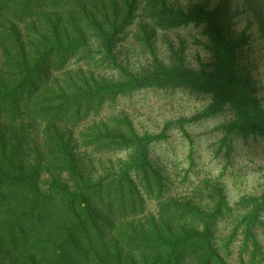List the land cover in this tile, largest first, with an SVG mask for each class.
I'll use <instances>...</instances> for the list:
<instances>
[{
  "label": "trees",
  "instance_id": "obj_1",
  "mask_svg": "<svg viewBox=\"0 0 264 264\" xmlns=\"http://www.w3.org/2000/svg\"><path fill=\"white\" fill-rule=\"evenodd\" d=\"M254 49L264 0H0V264H264V164L257 191H225L243 147L264 157ZM179 93L206 104L135 127ZM216 118L214 173L188 127Z\"/></svg>",
  "mask_w": 264,
  "mask_h": 264
},
{
  "label": "rangeland",
  "instance_id": "obj_2",
  "mask_svg": "<svg viewBox=\"0 0 264 264\" xmlns=\"http://www.w3.org/2000/svg\"><path fill=\"white\" fill-rule=\"evenodd\" d=\"M238 27L240 28V26ZM188 31L189 29H180L178 32L170 33L169 37L176 45H178L181 41L183 42L187 61H189L191 65L197 66L198 60L204 56V52L198 44H196L195 39ZM158 45L160 48L164 46V44L160 41H158ZM130 57H132V60L134 61H138L139 59V56L135 54ZM246 60L254 74V78L256 79L258 85V95L260 97L261 104L264 106L263 54L257 49H254L252 52L248 53ZM205 104V100H194L192 98H188L185 94L180 93L175 95V97L170 100L149 94L147 100L140 102L137 105L136 111L132 113V118L135 127L139 131L146 130L157 132L166 120L179 116H190L201 110ZM219 120L220 118L208 119L188 127L191 134L197 138L198 148L204 155L202 160L209 162L211 159L208 167L214 173L219 171V165L215 163L210 154L206 153L207 141L199 134L201 131L210 127ZM260 147L261 143H255L252 146H245L237 156V161L234 167L240 169L244 176L243 180L238 181L237 183H233L232 179L227 181L225 191L231 202L244 193L257 191L256 188H258L257 185L260 182L259 175L261 172L259 166L264 164V157L260 151Z\"/></svg>",
  "mask_w": 264,
  "mask_h": 264
}]
</instances>
